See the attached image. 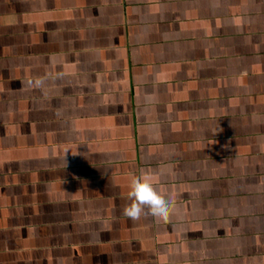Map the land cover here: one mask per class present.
Returning <instances> with one entry per match:
<instances>
[{
    "label": "crops",
    "instance_id": "0c3cea01",
    "mask_svg": "<svg viewBox=\"0 0 264 264\" xmlns=\"http://www.w3.org/2000/svg\"><path fill=\"white\" fill-rule=\"evenodd\" d=\"M0 264H264V0H0Z\"/></svg>",
    "mask_w": 264,
    "mask_h": 264
},
{
    "label": "clouds",
    "instance_id": "9594fccd",
    "mask_svg": "<svg viewBox=\"0 0 264 264\" xmlns=\"http://www.w3.org/2000/svg\"><path fill=\"white\" fill-rule=\"evenodd\" d=\"M127 198L129 203L123 207L122 215L133 221L145 214L162 221L169 218L171 204L157 192L146 172L131 176Z\"/></svg>",
    "mask_w": 264,
    "mask_h": 264
}]
</instances>
